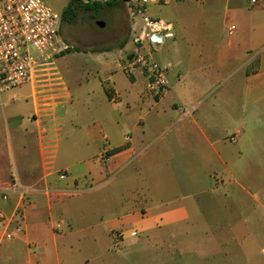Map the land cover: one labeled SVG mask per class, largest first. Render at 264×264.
<instances>
[{
    "label": "crops",
    "instance_id": "0c3cea01",
    "mask_svg": "<svg viewBox=\"0 0 264 264\" xmlns=\"http://www.w3.org/2000/svg\"><path fill=\"white\" fill-rule=\"evenodd\" d=\"M152 7L163 8L152 17L174 27L173 38L154 47V54L162 53L157 61L168 70L170 88L163 97L149 93L143 72L129 76L123 71L135 51L132 40L119 51L104 53L98 61L96 84L85 79V85L78 82L72 89L55 66V75L39 86L48 93L43 100L51 101L50 109L40 110L32 91L19 101L15 91L0 94V195L10 191L8 201L0 196V214L11 215L23 194L30 199L22 231L7 240L5 229H0V264H62L63 256L69 258L74 223L90 210L110 209L106 225L112 238L117 233L124 239L139 234L176 238L179 232L187 235L196 228L201 233L206 229L220 197L201 185L191 168H198L203 160L225 162L229 154H222L218 144L212 143L195 115L208 95L213 93L217 101L215 88L236 70L244 77L241 99L252 106L264 101V0L258 5L251 0H170L150 5L148 12ZM118 74L124 77L122 85ZM109 91L117 93V102L111 100ZM136 103L151 104L172 117L168 132L160 131L158 137L165 134L161 138L169 151L175 146L185 150L179 156L180 178L173 175L166 181L158 174L160 162L167 166L165 158L149 151L152 143L145 132L135 135L139 127L145 128L143 119L127 126L105 120L94 123L111 114L107 105L118 109ZM192 133L204 145L187 151L186 136ZM134 164H139L136 181L143 185L135 189L131 201L125 197L119 204L116 199L112 202L113 191H127V183L134 180L126 175L133 172ZM190 189L196 192H187ZM91 199L96 200L92 205L87 201ZM253 203L264 208L256 197ZM214 243L199 238L171 246L193 248L203 264H234L229 251L223 252L224 260H212V247L219 252L224 246Z\"/></svg>",
    "mask_w": 264,
    "mask_h": 264
},
{
    "label": "rangeland",
    "instance_id": "374dc122",
    "mask_svg": "<svg viewBox=\"0 0 264 264\" xmlns=\"http://www.w3.org/2000/svg\"><path fill=\"white\" fill-rule=\"evenodd\" d=\"M44 1L55 13L62 15L72 0ZM131 6L126 2H116L110 7L103 5L98 12L81 10L74 22L61 23L60 37L68 49L54 62L68 87L75 89L78 82L85 85V79L96 84L98 81L95 75L100 68L98 61L104 59V53L119 51L128 42L134 41L132 26L140 27L142 22L139 17L132 16L129 9ZM162 10L163 8L152 7L149 15L158 14ZM98 22H103L105 27L99 28ZM161 55L162 53L157 51L156 59L161 58ZM242 76L240 70L227 76L215 88L217 101L214 103L213 93L208 95L202 100V106L195 115L212 143L218 144L216 146L222 154H229L225 162L209 163L203 160L198 168H191L194 169L195 176L200 178L201 185H207V190H214L220 197L219 204H215V210L209 215L211 220L204 232L201 233L196 228L187 235L179 232L176 238L162 234H139L137 238L125 239L117 233L112 238L107 233L106 225V220L111 217V213H108L110 209L107 208L104 212L90 210L86 211L84 219L77 218L74 223L71 247H67L69 258L63 256L62 264H203L198 252L193 248L189 250L184 246H171L173 242L179 245L180 241L193 242L199 241V238L213 239L214 244L224 245L220 246L219 252L216 246L212 247V260H224L223 252L229 251L228 255L235 261L234 264H264V208L259 203H253L254 197L264 202V101L252 106L241 99L245 87ZM117 82L120 85L124 83L122 74H118ZM29 88L30 86H24L12 91L18 94L19 101L29 97ZM23 103L26 107L24 100L21 104ZM144 110L147 111L146 115ZM107 111L111 114L98 117L94 123L105 120L110 121L111 125L120 123L127 126L130 122L143 119L145 128L139 127L135 135L140 136L142 131L145 132L149 143H152L149 151L153 152L156 158L159 155L165 158L167 166L161 165L160 162L158 174L166 181L173 175L180 178L183 168L179 167V156L185 150L175 146L169 151L166 149L167 142L161 138L171 126L172 117L168 113H159L151 104L144 106L138 103L118 109L114 105H107ZM160 131L165 134L158 137ZM239 131L242 132L241 135ZM186 137L187 151L204 145L196 133ZM85 138L86 136L83 139ZM138 165L132 166V173H126L134 176V180L127 183V191H113L115 197H112V202L116 199L119 204L125 197L126 202L134 199L135 189L143 185L136 181L139 174L136 170ZM220 180L223 183H218L217 186L216 181L221 182ZM122 182L123 178L120 180V183ZM190 191L196 192L195 189L187 192ZM87 201L92 205L96 200Z\"/></svg>",
    "mask_w": 264,
    "mask_h": 264
},
{
    "label": "built area",
    "instance_id": "2783aa9c",
    "mask_svg": "<svg viewBox=\"0 0 264 264\" xmlns=\"http://www.w3.org/2000/svg\"><path fill=\"white\" fill-rule=\"evenodd\" d=\"M115 1L132 5L129 7L132 16L142 22L134 29L135 51L123 71L129 76L143 72L149 93L161 98L169 90L170 82L168 70L155 57L154 47L173 38L174 27L150 16L148 9L152 4L164 5L170 0H84L82 3L103 6ZM260 2L251 0L252 5ZM61 23L62 15L55 13L44 0H0V94L30 86L32 99L40 110L50 109L51 101L43 100L48 93L41 92L39 86L43 79L55 73L54 61L68 49L60 37ZM154 37L159 40H153ZM108 93L111 100L118 101L117 93ZM9 194L5 190L2 200L8 201ZM29 205L25 193L11 215L0 214V229H5L7 240H13L22 231Z\"/></svg>",
    "mask_w": 264,
    "mask_h": 264
},
{
    "label": "trees",
    "instance_id": "16d2710c",
    "mask_svg": "<svg viewBox=\"0 0 264 264\" xmlns=\"http://www.w3.org/2000/svg\"><path fill=\"white\" fill-rule=\"evenodd\" d=\"M112 2L107 4L106 6H112L115 4ZM102 5H91V4H83L80 0H72L65 11L62 14V22L63 23H72L76 20L78 12L86 11V12H98L102 9Z\"/></svg>",
    "mask_w": 264,
    "mask_h": 264
},
{
    "label": "water",
    "instance_id": "95a60500",
    "mask_svg": "<svg viewBox=\"0 0 264 264\" xmlns=\"http://www.w3.org/2000/svg\"><path fill=\"white\" fill-rule=\"evenodd\" d=\"M97 26H98L99 28H104V27H105V24H104L103 22H98V23H97ZM153 40L156 41V40H159V39H158L157 37H154Z\"/></svg>",
    "mask_w": 264,
    "mask_h": 264
}]
</instances>
